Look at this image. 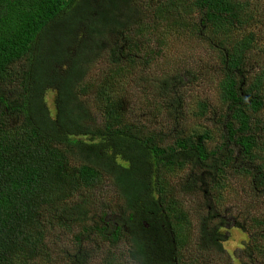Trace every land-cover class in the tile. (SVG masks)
Here are the masks:
<instances>
[{
    "label": "trees",
    "instance_id": "1",
    "mask_svg": "<svg viewBox=\"0 0 264 264\" xmlns=\"http://www.w3.org/2000/svg\"><path fill=\"white\" fill-rule=\"evenodd\" d=\"M257 19L264 6L251 0H0V264L36 262L68 232L76 245L95 232L114 252L105 264H203L198 247L223 251L222 225L197 246L194 215L179 197L186 181L169 190L164 176L202 171L210 201L223 196L216 176L224 172L264 194ZM169 23L206 47L209 59L199 67L208 76L214 66L216 102L185 93L193 86L155 58L164 54L160 29ZM125 85L151 101L134 119L138 96H124ZM164 120L178 127L167 131ZM106 179L123 219L111 226L104 213L103 224L84 226L71 209ZM197 182L189 179L192 188ZM240 192L248 211L234 226L251 232L246 253L264 264V208L253 215L257 204L243 186ZM208 209L203 224L226 219ZM53 251L59 262L88 261Z\"/></svg>",
    "mask_w": 264,
    "mask_h": 264
},
{
    "label": "rangeland",
    "instance_id": "2",
    "mask_svg": "<svg viewBox=\"0 0 264 264\" xmlns=\"http://www.w3.org/2000/svg\"><path fill=\"white\" fill-rule=\"evenodd\" d=\"M251 2L260 9L264 6V0H251ZM168 25L169 26L164 24L160 29L162 34L161 43L163 44L161 45V49H163L164 54L162 55L161 53L155 58L161 63L166 58L165 62L168 70L171 72L180 71L179 80L181 83H184L189 88L193 86L191 91L185 93L190 94V96L192 94L199 96V94L205 95L208 93L209 97L213 98L214 102H216L218 95L215 88L218 84V77L215 76L216 72L214 70V66L212 68L211 75L208 76H206L205 72H203L199 67L202 60L209 59L206 47L204 46L205 48H203L202 44L198 41L185 37L181 32H176L174 28H172L174 23H169ZM251 30L257 34V38H259V46L264 48V20L261 21V19H257ZM201 78H205L207 81L202 83L201 80L203 81V79ZM196 84L200 87H196ZM179 90L181 89L179 88ZM127 91L131 92V94ZM122 94L124 96H138V99H136L138 106L133 107L130 105L129 111L132 113L129 117L131 119L139 117L143 110L147 111L146 108H148L151 101L143 98V96H145L143 91H139L138 88L133 87L131 89H126L125 85ZM178 96H180L181 100L184 101L188 98L184 93H180ZM190 102L191 99L187 101V105L183 109L189 108ZM154 110L158 116L162 115L158 109ZM163 115H165V113ZM181 115L186 116L184 113ZM215 119L216 117L212 116L209 121L213 123ZM152 121L153 123L159 125L160 119ZM164 124L165 128L168 127L167 131H174L178 127L177 120H164ZM191 172L192 171L187 170L179 173L174 170H168L165 173L166 175L164 176V181L169 190L172 189V186H170L171 184H181L183 181H186L185 189L179 193V197L183 199L188 213H193L194 215L193 220L195 219V226L197 230V232H195L197 233L196 240H201V243L197 246L205 244L208 241L210 242L213 227L222 225L220 231L224 234V238L222 240L223 251L213 248L211 244L207 247L204 246L197 248L202 260H204L203 264H259L260 262L256 255L251 254L252 256H248L246 253V248L248 247V242L251 238V232L249 230L244 232L240 227L234 225L235 216L239 218L242 211H248V207L243 206L245 197L238 195V192L241 194V186H243L244 189H247L248 194L253 198L255 204H257V209H252L253 215H256V210L260 211L264 208V196H262L264 194L255 191L251 188V186L243 183L241 180H237L231 176L230 178L227 177L226 172H224L221 176H216L218 184L221 185L219 192L223 196L222 198H219V192H216L215 189L213 192L216 194L218 199L210 201V197H206V194L202 191V183L206 180L204 173L202 171H198L196 174H191ZM192 178L198 180L194 188H192L189 183V179ZM79 204V209H71L73 211L72 215H77L79 219L82 218L84 220L82 222L84 226L92 227L98 223L103 224L101 219L104 213H108L107 220L111 221V226H113L112 224L116 220L118 221L123 219L116 188L113 182L109 179L101 181L92 190L84 191L82 193V198L79 200ZM212 205L216 208V210ZM210 206L214 211L222 213V216L226 217V221L223 220L225 221L223 222L220 218H218V222L212 224V227L205 223L203 224V220H205V216L209 211L208 207ZM243 219L246 220V224L248 226L251 225V217L245 216L242 220ZM242 220H239L241 224L244 223V220ZM91 233L92 232L84 235L80 245L74 244L76 243L74 234L68 232V234L64 236L62 233L63 237L59 239L60 243L55 246L51 243L49 250L43 254L41 258L37 259L36 262L31 264H74L72 260H70V262H59L56 257L57 253L54 254L55 251H53L56 248L76 253L80 256L81 260H84L87 257L88 261L85 264H105L108 254H114V252L108 245L102 242L98 243L101 238H99L95 232ZM48 255L52 257H49Z\"/></svg>",
    "mask_w": 264,
    "mask_h": 264
}]
</instances>
